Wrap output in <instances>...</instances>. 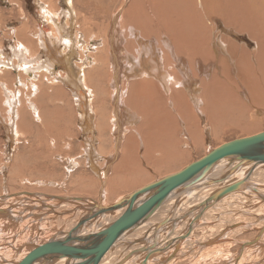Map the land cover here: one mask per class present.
Here are the masks:
<instances>
[{
    "label": "bare ground",
    "instance_id": "6f19581e",
    "mask_svg": "<svg viewBox=\"0 0 264 264\" xmlns=\"http://www.w3.org/2000/svg\"><path fill=\"white\" fill-rule=\"evenodd\" d=\"M38 1L35 3L38 5L35 8V9H37V16H38V17H36V18H38V20H36V21L40 22V24L38 23L39 24L38 29L40 30V35L38 33L37 42H38L40 48H42V50H43V52H42L43 55L45 53V56H40V54H42V53H40L39 55L32 54L33 56L32 55L30 56V50H28V46L26 48L24 45H21L20 43H17L14 47H10L8 54L5 53L4 50L2 49L3 47L0 46V74L2 72H4L5 70L6 71L7 70H11V71L14 70L15 72L23 73L24 75H26L25 78H28V81H31V83L29 82L30 87L32 89V92H30L31 96H32V93H33V95L36 93V97H37V92H39V89H41V88H38V87H40V85L38 86V84L35 83L36 82L35 80H36V78L39 77L38 75H41L39 73H44L45 75H47L45 77L46 82H50V83L52 82L53 85H54V83L58 84L57 82L63 83L61 80L62 76H63V72H62V70L60 71V69H59L60 65H59V68L57 67L58 64L61 63V64L65 65V67H66V65L71 64L70 59L73 60V59H75L76 55L78 56V59L75 61L76 66L73 63V65L77 68V70H76L77 72L76 71L75 72L78 73L77 74L78 81H75L76 80L74 77L75 75L74 76L71 75V73L74 71L73 69H75V68H72L73 71L71 73H69L70 69L65 68V71H67V72L69 71L68 73L70 74L69 75L68 73H66L67 75H69V78H70L67 83L70 82L71 85L75 86V88H76V89L73 88L75 90L74 91L71 90V91L73 92V96H75V98H76V106H78V111H79L78 116L80 118L79 124H81L80 125V129H81L80 131L83 132L85 134V136L87 135V138L85 140L86 142H83V144L81 145V148H82L81 149V155L84 156L83 159H84V162L86 163L87 167H89L99 178H101L102 174L103 175L106 174V171L102 173L100 171V169L98 168L99 166H97L98 163H100V161L102 160L101 156H103V155L101 154V152H95V150H93V148L90 146V141L91 142L95 141V139L93 138V136H94L93 135V129H94V125H95V126H97V134H98V140H99L98 144L102 145L104 143V140L100 141V139L103 136L102 133L105 131L106 128L103 127V129H102V126H100L98 123L94 124L93 116L96 117L98 110H97V107H95V109H94L92 105L96 104V102H97V97H96L97 93L96 92H97V89L98 90L100 89L99 86L95 85L94 82H92L95 79H96V81H99L98 75H94V73L99 74V75L101 74V75L106 77V78H104V85H106V89H108L107 91H109L111 89V87H109V85L112 86V88L114 89V92H112V93L109 91L110 92L109 95L111 96V98H113L115 100V102L113 100L111 102L112 106H113V112L111 110L112 116L110 119L111 120V122H110L111 128L109 125L107 126V128L110 131L112 129V132H111L112 134H114L115 136H119V133L122 131L120 124L123 120H125V125H128L127 126L128 134L126 136L122 135V137H125V139H127V142L134 141V143H135V140H136L135 136L136 135L134 133L138 134V131H139V134H140V129H141V131H142L141 136H142V139H144V140H142V139L141 140H142V142L143 141L147 142L146 141L147 137H145V135H144L143 127L141 126V128H139V129L134 127V124H135V126L137 124V120H139L141 117H143L144 122L146 124H149V127L151 126L153 128L154 125L158 122L159 128L156 129L154 131V133L159 134L161 139L164 138L166 140L165 142H166L167 147L166 148L164 147L166 150L169 148V146L173 147V149L176 146V150L175 149L174 150L176 151L177 154L182 152V151H180L181 148L184 150H187L190 143H191L190 144L191 146H193V145L195 146L197 144L196 140L199 137V134L201 136V132H202L200 124H201V121L204 120L203 117L206 118L208 125H211V115H213V114L210 115V113L208 112V104H209L208 101H212V103H215L216 106L219 103V106L221 104V105H223V107H225L226 102L232 103L233 100H235V99L237 100L238 103H239V101H245V100L239 99V98L242 99V97L244 99L243 95L251 96L250 98H253L254 96H257V95H258L257 97H259V95L261 96V92H263V90H264V88H262V85H261V83L264 82V80L262 81V79L264 78L263 77V75H264V0H168L169 3L165 6L162 5L163 2L161 0H158L159 7H162V8L160 9L159 7H156L158 9L157 10L155 9L156 10L155 11V17L157 19V26L159 27V29L164 30V32L169 36V38L172 40V42L171 43H163L161 41L160 36L157 34V31L160 32L159 29L157 31L154 29L153 22L151 19L152 16L150 18L149 15L147 14L149 12L153 13V10H149L150 8L148 9V7H146L147 12L145 14H147V15H145L143 20H141V21H139L140 19L138 20L136 18L135 21L133 22L132 21L133 15L129 14V17L127 15V18H130V23L128 25V29H129V32L131 33V36H132V38H129V40L131 39L129 42L131 43V45L133 47H130L128 39H127V37H125L126 38L125 39L126 47H124L125 49L119 45H114V46L110 45L109 47L108 46H101V45L105 44V41H106L105 35L102 38H101L102 35H100L97 40H95L96 39L95 37L91 36V37H88L87 42L83 41L82 35H80V32L78 30H76L78 27L76 24V18L74 19V16L77 17L76 16L77 13H76V11H74L73 4L71 2L72 0H65V3L67 4L68 7L66 8L65 11L62 10L57 15L53 12V10H51L49 8V6H52L53 3L51 4V2H50L49 6H46L45 4H43L42 0H38ZM166 2H165V4H166ZM133 3H134V0H133ZM47 4H48V2H47ZM160 5H162V6H160ZM149 6H151L150 3H149ZM139 8H141V7L139 6ZM152 9H154V8L152 7ZM130 10L132 11L133 9L131 8ZM73 12H75V13L73 14ZM139 12H137V13L139 14ZM160 13H162L166 18L164 22L161 20L159 21ZM122 14H124V13H122ZM125 14H127V13H125ZM166 16H168V17H166ZM73 20H75V23H71V21L73 22ZM190 21H192L193 26L194 25H196V26L192 27L188 33L186 32V34H184L185 32L183 33V31H182L183 29L180 27L184 26V25H188V24L190 25V23H189ZM179 22H182V24L179 25L180 24ZM201 22H202L203 27L205 29H207L206 32H203V30L201 29ZM43 23L44 24H51V26L54 28V30L50 31L49 33H43L41 30V24H43ZM198 23H200V24H198ZM164 24H167L170 26L169 27L163 26ZM197 25H198V28H197ZM95 27H96V25H95ZM184 27L187 28L186 26H184ZM210 27H212V28H210ZM216 27L221 28L223 35L222 34L217 35L218 32L217 33L215 32L216 35L213 34L214 36H212L211 39H208V36L209 37L211 36L213 29ZM25 28L26 27H24L23 30ZM71 28H74V29L72 30ZM189 28H190V26H188V29ZM184 31H186V30H184ZM14 33H15V31H14ZM125 33H126L125 36H128V32L126 31ZM91 35H92V33H91ZM235 36H236V38H239L241 40L243 38H245L247 43L243 44V45H239V44L233 42L230 39V37H235ZM18 37L20 38V36H18ZM18 37L14 38V40L15 39L18 40ZM99 39H101V43L97 42V41H99ZM185 39L187 41H185ZM119 40H121V39H119ZM120 42H123V40ZM252 42L254 44V49L250 50L249 49V43L252 44ZM22 43H24V42H22ZM105 47H106V49H105ZM99 48L105 49V51H103L101 49L102 52H105L104 53L105 58L102 60H99V58H97V56L92 55V54H95V51L99 52L98 51ZM37 49L38 48H35L36 51H37ZM76 52H77V54H76ZM35 53H37V52H35ZM100 55L101 54H99V56ZM27 56H30V57H27ZM70 67H73V66L71 65ZM102 70H104V71H102ZM210 70H212V71L210 72ZM21 73L19 74V76L22 75V77H23V74H21ZM37 73H38V75H36ZM66 74H65V76H66ZM12 76H14V75H12ZM2 77L3 76L1 75L0 78H2ZM12 79H14V78H12ZM21 79H18V85L24 86V84L26 83L25 81H27V79H25V81H24L25 83L23 82L24 84L22 83ZM90 79H93V80L91 81ZM122 79H124L125 82H122L121 81ZM1 80L2 79H0V81ZM195 80L199 81V85H198V87H196L197 89L194 87V86H196ZM41 82H42V80H41ZM41 82H39V83H41ZM120 82L124 83V85L120 84ZM96 84H98V83L96 82ZM0 85L2 86V88L4 90V82H2ZM47 85H50V84H47ZM192 85H193V87H192ZM119 86H121V88L122 87L124 88V86H125L124 89L122 88L123 89L122 93H119L121 91V88ZM189 87H192V90H188ZM8 88H9V86H8ZM47 88H48V86H47ZM19 89H20V87H19ZM29 89H28V91H30ZM128 92H132V94L129 93V97H130V99H132L130 104H127L124 101V96H125V94L128 95ZM207 92L209 93V95ZM28 93H25V94H28ZM4 94H5V102L4 103L7 104L5 107H8L9 110L7 108L6 109H7L8 113H11V119H12V115L14 114V109H15V108L13 109L11 107V106H13L12 102H14V103L19 102V100H18L19 96L17 95L18 93L16 94L15 92H14V95H12V93L8 92V90L5 91ZM23 94H24V92H23ZM198 94H200L201 96L200 95L198 96ZM48 95H49V92H48ZM224 95H225V97H224ZM39 96H40V94H39ZM61 96H62V94H61ZM208 96L211 98H209ZM218 96H220V98H221V96L224 97L225 98V99L223 98L224 101H222V98L220 101L215 99ZM263 97H264V95H263ZM38 98H40V97H38ZM38 98H36V100ZM254 98H256V97H254ZM245 99L247 102L250 100L249 98H246V97H245ZM36 100L34 102H36ZM68 100H67V102H68ZM259 100H262V99H255L253 101L251 99V101H249V103H250L249 105L246 106L244 104L245 111L247 113H250V115H253V114L257 115L260 112H264V106H262V102ZM263 100H264V98H263ZM33 101H31V100L28 101L27 102L28 104H26V105L31 109V112H33V114H36L37 109H36L34 103H32ZM141 101L146 106L144 105V107L141 108ZM91 103H92V105H91ZM241 103L239 105H241ZM263 104H264V102H263ZM16 105L17 104H15V106ZM19 105H20V103H19ZM21 105H23V104H21ZM37 106L39 107L40 104ZM241 106H243V105H241ZM241 106H239L238 109H240V111L241 110L244 111V109H242ZM16 107H18V105ZM42 107H40V108H42ZM224 109L225 108H223L222 110L224 111ZM211 110H212V108H211ZM230 110H231V108H230ZM20 111H22V110H20ZM7 112L4 113L5 115H2V113L0 112V116H2V118L0 117V123H2V120H4V123L7 124L6 129L8 130V128H9V131H8L10 133V134H8V136L10 137L9 139L14 140L15 137L17 136L18 132L21 131V130L18 131L20 129V127L18 128L15 125L20 123L19 121H20V118H22V117H19V119L15 118V119L19 120L18 121L19 123L17 122L15 124H11L10 119H9L10 118L9 114ZM17 113L18 112H16V114ZM222 113L220 112L219 114H222ZM36 115H35V118L36 117L39 118V116H40V119L44 118V117L41 118V115H39V112H38V116H36ZM14 117H15V115H14ZM17 117H18V114H17ZM99 117H100V115H99ZM101 117L103 118L102 114H101ZM155 117H157L158 120L154 119ZM255 117H257V116H255ZM95 120H97V117ZM160 121L165 123L168 126L167 129H173V130H164L163 129L164 125L163 124L160 125ZM249 123H250V121H249ZM20 125H21V123L19 124V126ZM171 125H172V127H171ZM253 125H254V123L252 124V126ZM13 126H14V128H13ZM104 126H105V123H104ZM208 128H209V126H208ZM244 128H246V126ZM108 129H107V132H108ZM154 129H155V127H154ZM158 130H159V133H158ZM241 131H242V129H241ZM29 133H30V131H29ZM29 133H27V134H29ZM260 133H262V132H259V133L253 134V135H249V136H245L243 138H249V137L258 135ZM19 134H21V132ZM146 134H147V132H146ZM22 137L23 136L20 135V138H22ZM179 137H180V141H178V143H177V139ZM239 139H241V138H239ZM117 140L118 139H116V141ZM235 140H237V139H235ZM136 143H138V142H136ZM226 143H228V142H225L223 144H226ZM129 144H131V143H129ZM129 144H127L126 146L129 147ZM223 144H221V145H223ZM117 145H118V143H116L115 147H117ZM123 145H125V144H123ZM221 145H219V146H221ZM179 146H180V148H179ZM219 146H217V147H219ZM131 147H129L128 150L127 149L123 150V148L121 146V153H124V156H122L119 160V163L117 165H115L116 168L118 166H120L116 171V175L121 173L122 162L123 163L124 162L132 163V162H130V160H131L130 159L131 158V154H130ZM161 147H162V145H161ZM217 147H215V148H217ZM211 150H213V149H209L206 154H208ZM186 152L185 151L183 152L184 155L186 154ZM112 154H114L113 157H115L117 155V153L116 154L112 153ZM132 154L135 155V153H132ZM149 154H150V152L148 153V155ZM156 154L159 155L160 153L159 154L156 153ZM206 154H204V156ZM163 155L166 156V154H163ZM151 157H153V155ZM154 157L158 158L159 156L158 157L154 156ZM72 160H74V159H72ZM144 160H145V158H144ZM166 160H168V159H166ZM197 161L198 160H196L194 162H197ZM136 162H137V160H136ZM153 162H154V160H153ZM153 162H150V163H153ZM194 162H191L190 164H192ZM226 162L228 163V161H222L221 163L217 164L210 171V173L208 175H206V177L204 178V181L202 183H200V185H198V186H204L205 188L196 190L195 189L196 187H195L194 190L189 191V192L182 195L186 199H184L183 202L177 204L178 206H175L174 213L170 218L171 220L173 219L174 223H176V219L180 218V216H183V214H187V213L190 214V210H191L190 208L193 205H195L192 202L195 201L196 204L199 202L203 203L208 199L209 196H211L212 194L217 192V190H219V191L224 190L227 187L234 185L235 179L240 177L239 175H243L247 172H250V167H253L252 165H253L254 161L245 160L244 163L242 164V166L237 171H235L233 173L231 172L230 176L228 178L224 179L221 176L227 174L229 171H231L232 168L235 167V165H237V163H232L230 165L231 167L230 166L227 167L228 164ZM224 163H226V164H224ZM257 163L261 167L262 166L264 167V163H261V162H257ZM190 164H188V165H190ZM75 166H76V163L74 161L70 163V168L75 167ZM106 167L108 170V163H107ZM156 167H157V165H156ZM185 167H183V168H185ZM183 168H181L180 170H182ZM258 169H259V167H258ZM180 170H178V171H180ZM253 170H254V173L257 172V171H255V169H253ZM253 170H252V172H253ZM178 171H176V172H178ZM252 172H250V174ZM257 173H259V172H257ZM261 173H263V171ZM171 174H174V173H171ZM171 174H169V175H171ZM263 174H260V176ZM257 175L256 176L259 179V174H257ZM166 176H168V175H166ZM163 177H165V176H163ZM243 177H246V176H243ZM220 179H222L221 180L222 183H220L218 185L209 186V187L205 186V184H207L209 181H216V180H220ZM247 179H249V178H247ZM253 179H255V178H253ZM239 181H240V178H239L238 182ZM152 182H155V181H152ZM152 182L132 191L131 193H128L124 196H121L118 199H115L113 203L115 204L122 197H125V196L132 194V193H135V192L141 190L142 188H144L145 186L151 184ZM240 182H242V181H240ZM236 183H237V181H236ZM103 184H104V182H100V185H103ZM235 185H237V184H235ZM247 186L249 187L248 184H247ZM256 186H258V185H256ZM107 187L110 188L111 191L119 190V188L116 185L111 184L110 181H109ZM129 187H125V188H129ZM248 187H247V189H248ZM101 188H103V186H101ZM250 188H251V186H250ZM250 188H249V191H250ZM205 190L207 191V193L203 195V192ZM263 190L264 189H262L261 191H263ZM249 191H248V193H249ZM255 191H257V190H255ZM255 191H254V193H255ZM244 192H246V191H244ZM101 193H103V192H101ZM254 193H252V195ZM259 193L262 194V192H259ZM29 194H30L29 192L22 191L18 195H14L13 197L11 194H7V193L1 195L2 197H0V218L2 219L5 217L8 220H14L13 222L19 221L20 220L19 219V213L16 214V210L18 209L20 212H23L24 210H22V206L24 204L19 205V208H15V206H16L15 202L17 199H19V200L20 199H22V200L27 199L26 197H29L28 196ZM229 194H231V193L226 194L224 197L228 196ZM55 197L57 198L56 201H58V203H60L59 204L60 206L62 203H65L64 204L65 206L67 203L68 204L69 203H75L73 201V198H75V199L81 198L78 196L77 197H72V196L71 197H64V196H56V195H55ZM233 197H235V196H233ZM233 197H232V199H233ZM250 197H252V196H250ZM176 198H177V196L174 197V195H171L170 198L167 199V201H164L162 203V205L156 210L155 213H153V215L149 216L147 219L140 222L130 232L125 233L123 235H119L118 238L113 242L112 245L107 247L103 251V253L99 254L95 258V259H97L96 264H140L145 259H147L146 264H184V260H185L184 258L185 257H183V256L185 254L188 255L189 252H190V254H192L193 252H191V251H194L195 248H197V247L198 248L201 247L202 243H204V241H206L207 239H210L212 241H210L208 243H204L203 246L206 245L205 248H208L207 250H211V249H214L215 245H217V244H219V242H221V240H222L221 238L226 239V238H228V236L231 238L233 235H235L234 233L232 236H230V234L225 235L226 230L222 231L223 227L225 229V225L221 224L222 226L223 225L224 226L223 227L219 226V228H221V229H219V228L216 229L217 227L214 225H217V224H215L214 222H212V223H214L213 226L216 227L215 228L216 230L215 231L212 230V231H214V233L209 231V226L211 227V224H209V223L212 221V219H211L212 216L209 218V220H211V221L207 222V221H205V218H204L206 216L205 214H207L206 212L208 211L209 208H214V209L217 208L218 204L220 205V203H219L221 201L220 200V201H216L217 203L213 204V206L211 204H209V205L207 204V207L204 209V211L199 210V213L201 211V214H200L201 216L198 218L196 223L193 225L192 230L186 235L187 237L185 236L179 243L175 244L172 248H168L167 245L165 246V241L162 242L163 237L166 235L164 232L163 233L165 235L159 234L157 236L158 233H160L164 230V227H162L161 229H158L155 233H152V235L155 234V240H156V243H154L152 245L153 247L150 250V252H153V253H149V256L147 257L149 250L148 251L143 250L142 252H138V253H137V251L134 252L135 248H139L140 245H138L137 247L130 246L131 243L134 240H137L140 238L142 241V237H138L139 235H141L140 233H143V232L145 233L147 231V229L152 224L157 223V221L161 219L160 216L162 214L160 212L164 211V207L168 208L170 206L169 209H167V210H168V212L172 211L173 210V207H172L173 203L177 202ZM223 199H225V198H223ZM232 199L230 200V202L232 201ZM236 199H237V197H236ZM241 199H243V198H241ZM262 199H259V200H262ZM49 200H50V203H52L51 199H49ZM92 201L93 200H91L90 202L87 201L86 204L83 205V209H82L83 212H81L82 211L81 209H80V211H73V210H78V209H73L71 211L72 213L70 212V214H68V216L69 215L72 216V219L75 220L74 222H71V224H70L69 219L71 217L65 218V219H68V221H69L68 227H70V228L69 229L67 228L68 230L64 229V230H67L66 232H69L68 235L67 234H66L67 236L64 235V236H66V238H64V236H62V239L58 238L57 237L58 235H57L55 238H58V239L56 241H52L49 244L50 246L48 245L49 246L48 251H45L42 255H53L54 253H58V251L60 249H58L55 245H59L60 241H62V244L65 245V247L62 249V252H67L69 250L80 248V246H82L81 244L83 242H77L76 238L85 237V236L91 235L93 233L99 232L102 230L101 229L102 227L107 228L112 222H114L123 213V210L116 211V212L104 215V216H102L98 219H95L93 221H90L87 223L85 222L82 234L79 237L78 233H75L76 230L78 231V229L76 227L78 226L79 222H81L83 220V218L88 219V216H89L88 212H90L89 211L90 207L93 206ZM244 201H246V200H244ZM235 202H236V200H235ZM257 202H259V201L257 200ZM13 203H15V204H13ZM19 203L17 202V204H19ZM21 203H23V202L21 201ZM96 203L98 204V202H96ZM223 203H224V201H223ZM225 203H227V202H225ZM240 203H242L241 200H240ZM263 203H261V204L263 205ZM43 204H45V203H43ZM99 205L101 207H105V208L108 206V205H106V203H102V204L100 203ZM236 205H238V204H236ZM243 205H245V204H243ZM258 205L260 206V202ZM30 206L31 205H29L28 207H30ZM60 206H58V207H60ZM226 206H228V205H226ZM52 207H53V205H52ZM67 207H65V208H67ZM181 207H183L184 210L183 209H182V211L179 210V208H181ZM221 207H224V206H221ZM261 207H259V208H261ZM70 208H72V204L70 205ZM230 208H231V206H230ZM54 209H56V208H54ZM226 209H228V208H226ZM237 209H240V208H237ZM237 209H236V211H237ZM248 209H250V207ZM255 209L258 212L260 211L257 208H255ZM65 211H67V210H65ZM69 211H67V213H69ZM86 211H88V212H86ZM230 211H232V210H230ZM257 211H255L257 213L255 215H258ZM196 212L198 213V211H196ZM196 212L192 213L190 216L188 215L189 216L188 220L180 222V223H176L172 226V228H174V229L171 233V238L169 239V242L174 243V241L176 239H178L179 237L184 235V234L183 235H181V234L185 230L188 229V226H189L188 224L196 216ZM210 212H211V210H210ZM214 212L215 211H213V213ZM216 212L214 213V215L216 214V216H218L219 214ZM250 212H252V211H250ZM67 213H66V215H67ZM159 213L161 214L160 216H159ZM211 213H208V215L209 214L211 215ZM226 214H227V212H226ZM249 214H251V213H249ZM28 215H30V214H28ZM236 215H235V217H236ZM240 215H241V213H240ZM40 216H41V214H40ZM230 216H232V215H230V213H228V215H226V219L229 220L231 218ZM256 217H253V218H256ZM53 218H54V216H53ZM244 218H246V217H244ZM58 219L59 218H57V220ZM202 219H204V220L201 221ZM207 219H208V217L206 216V220ZM215 219L213 221H215ZM50 220H51V218H50ZM217 220L219 223L220 220L219 219H217ZM49 221H48V224H49ZM62 221H63L62 223H64L65 220H62ZM231 221L232 220H230V222ZM234 221H232V222L234 223ZM244 221L245 220L243 219V222ZM57 222L59 223L60 219ZM200 222H202V223L197 226V224H199ZM54 223H55V220H54ZM66 223L67 222H65V224ZM222 223H224V222H222ZM60 224H61V222H60ZM232 225L234 227V224H232ZM237 225H238V223H237ZM239 225H242V224H239ZM14 226H16V225L14 224ZM55 226H56V223H55L54 227ZM226 226H228V225L226 224ZM214 227H211V228H214ZM243 227L240 226V228H243ZM53 228H51V229L54 230L55 228L54 229ZM234 228L236 229V227H234ZM48 229H47V231H48ZM227 229H229V228H227ZM233 229H231V230H233ZM258 229H261L260 232H258L259 231ZM61 230H63V229H61ZM64 230L61 232H64ZM255 230H257V232H258V233H256V234H258L257 237L253 240H250V241H247L244 243L241 242L239 247L232 254L229 261L227 263H224V264H239V262H240L239 258H240V256L243 255V252L244 251L247 252L249 248H252L254 246H256V248H258L255 252H257L259 250V247L263 248V251H264V247L260 246L261 241H259L260 239H258L262 236L264 239V224H262V227H260V228H258V227L255 228ZM50 232H52V231L50 230ZM199 232L203 235V237H206V238H202V239H200L199 237L196 238L197 236L195 237V235H196V233L198 234ZM142 236H144V235H142ZM150 237H151V234H150ZM4 239L6 240V238H4ZM187 239H188V241L190 240L189 244L187 242L188 245H186V243H185V241ZM231 239H229V240H231ZM152 241L153 240H150V239L147 240L148 243H152ZM217 241H219V242L217 243ZM226 241H227V239H226ZM262 241H264V240H262ZM182 243H184L187 247L182 245ZM181 245L183 247H181L182 249L180 250L179 247ZM193 247H194V249L190 251L189 248H193ZM227 247H228V245H227ZM9 248H10V246H9ZM161 250H163V251H161ZM197 250L198 249H196V251ZM260 250H262V249H260ZM201 251H203V248ZM255 252L253 251V253H255ZM259 252H261V251H259ZM19 253L20 252H18L17 255ZM40 253H42L41 250H40ZM179 253H181V257L178 258ZM6 254L7 253H5V255ZM190 254H189V256H190ZM200 254H201V256L203 255L202 252H200ZM5 255H4V257H5ZM198 255H199V253H198ZM230 255L231 254H229V256ZM249 255H250V253H249ZM192 256H194V255L192 254ZM31 257H27V258L29 259ZM247 257H249V256L247 255ZM247 257H245V258H247ZM13 258H11V256H10L7 259H5V258L0 259V264H25L26 263L25 261L24 262L22 261L23 258L21 260H19L20 257H18V258L16 257L15 259H13ZM174 258H176V259H174ZM190 258H192V257H190ZM260 258H261V256L258 259H260ZM136 259H137V262H136ZM38 260L36 261V263H31V264H74L73 262L67 261L66 259H63V258H61L60 261L54 260L53 262H48V260H47V261H44L43 263L40 261V259H38ZM51 260H53V259H51ZM172 260H175V261H172ZM193 260H194V258H193ZM200 260H202V259H200ZM246 260L247 259H245V262H247ZM253 260H254V258H253ZM253 260L252 261L250 260L251 264L253 262H254L253 264L256 263V261L255 260L253 261ZM199 262L200 261H194L191 264H193V263L199 264ZM245 262H244V264H245ZM248 263H249V260H248L247 264Z\"/></svg>",
    "mask_w": 264,
    "mask_h": 264
},
{
    "label": "rangeland",
    "instance_id": "374dc122",
    "mask_svg": "<svg viewBox=\"0 0 264 264\" xmlns=\"http://www.w3.org/2000/svg\"><path fill=\"white\" fill-rule=\"evenodd\" d=\"M37 1L38 0H0V46L3 47L2 49L4 50L5 53L8 54L10 47H14L17 43L24 45L26 48L28 46V50H30V56L32 54L39 55L40 53L43 52L42 48H40V46L37 42L38 33L40 35V30L38 29L40 22L36 21V20H38V18H36V17H38L37 16V9H35L36 6H38L37 4H35ZM161 1L163 2L162 3L163 6H165L169 3L168 0H165V1L161 0ZM42 2L46 6H49L50 2H51V4L53 3L54 6L53 5L49 6V8L51 10H53V12L56 15L59 14L62 10L65 11L66 8L68 7L67 4L65 3V0H42ZM47 2H48V4H47ZM71 2L73 4L74 11H76V13H77V15H76L77 17L74 16V19L76 18V24L78 27L76 30H78L80 32V35H82L83 41H85V42H87L88 37L92 36V37L96 38L95 40H97L100 35H102L101 38L104 37V35H105L106 36L105 44L101 45V46H108L109 47L110 45H112V46L119 45L122 48L126 47V44H125L126 38L125 37H127L128 42L131 40V39L129 40V38H132L131 33L129 32V29H128V25L130 23V18H127V15L129 17V14L133 15V17H134V18L132 17L133 22L135 21L136 18L138 20L140 19L139 21L143 20L144 16L148 14L150 18L152 16L151 19L153 22L154 29L156 31L159 29V27L157 26V19L155 17V11L158 9L156 7H159L158 0H134V3H133V0H72ZM165 2H166V4H165ZM149 3L151 6H149ZM130 5L131 6L133 5V6L131 7ZM162 5H160V6H162ZM139 6L141 8H139ZM146 7H148V9L150 8L149 10H153V13L149 12V13L145 14L147 12ZM152 7L154 9H152ZM131 8L135 12L133 10L131 11L130 10ZM159 8L161 9L162 7H159ZM137 12H139V14ZM74 13L75 12H73V14ZM122 13H124V14H122ZM125 13H127V14H125ZM166 17H168V16H166ZM165 19H166L165 16L162 13H160L159 21L161 20L164 22ZM71 23H75V20H73V22L71 21ZM179 23H180L179 25L182 24V22H179ZM189 23H190V25L188 23H187L188 25H184L187 28H185L184 26L180 27L183 29L182 30L183 33L185 32L184 34H186V32L188 33L192 27L196 26V25L193 26L192 21H190ZM198 24H200V23H198ZM95 25H96V27H95ZM163 26L169 27L170 25L164 24ZM188 26H190L189 29H188ZM24 27H26V28L23 30ZM202 27H203V25L201 22V29L203 30V32H206L207 29H205L204 27L202 28ZM197 28H198V25H197ZM210 28H212V27H210ZM71 29L73 30L74 28H71ZM41 30L43 33H49L50 31L54 30V28L51 26V24H44L43 23V24H41ZM125 30L128 32V36H125V34H126ZM184 30H186V31H184ZM14 31H15V33H14ZM159 31L160 32L157 31V34L160 36V39L163 43H171L172 42V40L164 32L163 29H159ZM215 32L216 33L218 32L217 35L218 34L223 35L221 28L216 27L213 29L211 36L210 37L208 36V39H211L212 36L216 35ZM91 33H92V35H91ZM18 36H20V38ZM16 37H18L19 41L17 39L14 40V38H16ZM119 39H121V40H119ZM230 39L239 45H243V44L247 43L245 38H243L241 40L239 38H236V36H235V37H230ZM122 40L124 43L120 42ZM185 41H187V40L185 39ZM22 42H24V43H22ZM97 42L101 43V39H99V41H97ZM129 44H130V47H133L130 42H129ZM35 48H38L37 51L35 50ZM101 49L103 51H105L106 47H105V49L99 48V50H98L99 52L95 51V54H92V55L97 56V58H99V60H102L105 58V54H104L105 52H102ZM249 49L250 50L254 49L253 42H252V44L249 43ZM35 52H37V53H35ZM76 54H77V52H76ZM99 54H101V55L99 56ZM30 56H27V57H30ZM40 56H45V53H44V55H43V53L40 54ZM77 59H78V56L76 55L75 59H73V60L70 59L71 64L66 65V67H65V65H63L61 63L58 64V68L60 65L59 69H60V71L62 70V72H63V76L61 79L63 83L57 82L58 84L54 83V85H53L52 82L51 83L46 82L45 77L47 75H45L44 73H39L41 75H38V73H37L36 75H38L39 77L37 76L38 78H36V80H35L36 82L35 81L34 82L36 84H38V86L40 85V87H38V88H41V89H39V92H37V97H36V93L34 95L32 93V96H31V93H30V92H32V89L30 87L31 81H28V78H25L26 75H24L23 73H21V72L18 73V72H15L14 70H12V71L11 70H7V71L5 70L6 72L4 71L0 74V77H1V75L4 77V78L3 77L0 78V79H2L0 82L1 83L4 82V90L5 91L8 90V92H11L12 95H14V92L16 94L18 93L17 95L19 96V97L17 96L19 102H17V103L12 102L13 106H11V107L13 109L14 108L15 109H14V114L12 115V119H11V113L7 112L8 107H5L7 104L4 103L5 102V94H4L5 91L3 90L2 86L0 85V89L2 88L0 90V103H1L0 104V112L2 113V115H5L4 114L5 112H7L9 114V117H10L9 119H10L11 124L17 123L19 121L17 119H19V117H22V118H20V121H19L21 123V125L19 126V124H20L19 122H18L19 124L15 125L18 128L20 127V129L18 131L21 130L20 131L21 134H19L20 132H18V134L14 140L9 139L10 138L8 136V134H10L8 132L9 128H8V130L6 129L7 124L4 123V120H2V123H0V197H2L1 195L5 194V193L11 194L13 197L14 195H18L22 191H26V192H29L30 194H33V195L35 194V198H36L35 199L34 197L29 196V197H26L27 199H25V200L17 199L15 202L16 204L13 203L16 205V206L14 205L15 208H19V205L24 204L22 206V210H24L23 212H20L18 209L16 210V214L19 213V219H20L19 221L13 222L14 220H8L5 217L2 219L0 218V255L2 254L0 256L1 257L0 259H3V258L7 259L8 257L11 256V258L14 257L13 259H15L16 257L17 258L20 257L19 260H21L23 258L22 261L27 262L29 259L33 258L34 255L39 256V255H42L45 251H48V248L50 246L49 244L52 241H56L58 238L62 239V236L66 235V234L68 235L69 232H66V231L70 228V227H68L69 221H68V219H65V218L71 217L69 219L70 224H71V222H74L75 220L72 219V216H70V215L68 216V214H70V212L73 209H78V210H73V211H80V208H76V207L73 208L74 205H72V208H70V205L74 204V203H69V204L67 203L66 206L64 205L65 203H62L60 206L59 205L60 203H58V201H56V200H51V202L53 203L52 204V203H50V200L48 199L49 197H55V195L56 196H64V197H71V196L77 197L78 196V197L85 198V199L87 198L89 200L91 199L93 201L98 202V204L106 203V205H111V204H113L115 199H118L121 196H124L128 193H131L132 191H134V190H136V189H138V188H140V187H142V186H144V185H146L152 181H156V180L162 178L163 176L169 175L171 173H175L176 171L180 170L181 168L185 167L186 165L190 164L191 162L199 160L201 157L204 156V154L207 153V151L209 149H214L215 147H217V146H219L225 142H229V141H232L235 139L243 138L245 136L253 135V134L264 131V112H260L257 115H254V114L250 115V113H247L245 111V107H244V104L246 106L250 104L249 101H251V99H252V101L255 99H262L259 101H261L262 106H264V104H263V102H264V100H263L264 90H263V92H261V96L260 95H259V97H257L258 95L254 96V97H256V98L253 97L254 99L250 98L251 96H245V95H243L244 99H243V97H242V99L239 98L240 100H245V101H246L245 97L249 98L250 100L248 102L247 101L246 102L245 101H239V103H238L237 100L235 99V100H233L232 103L226 102L225 107H223V105H221V104L219 106V103L216 106L215 103H212V101H208L209 102L208 112L210 113V115L213 114V115H211V125H208L206 118L203 117L204 120H202V121L200 120L201 121L200 127H201L202 132H201V136L199 134V137L196 140L197 144L195 146L194 145L191 146L190 145L191 143H190L187 150H184L181 148L180 149V151H182V152H180L181 154L176 153V151H175L176 146L174 148L175 150L173 149V147H170V146L166 150L165 149L167 147L166 142H165L166 140L164 138L161 139L159 134L154 133V131L159 128L158 122L154 125V127H155V129H154V127L153 128L151 126L149 127V124H146L144 122L143 117H141L139 120H137V124H136V126L134 124V127L137 129L141 128V126L143 127L144 135H145V137H147V139H146L147 142H145V141L142 142V140H144V139H142V136H141V132H142L141 129H140V134L138 131L139 135L134 133L136 135L135 136V139H136L135 143H134V141H132L133 143L127 142V139H125V137H122V135L126 136L128 134V130H127L128 125H125V120H123L120 124L122 131L119 133V136H115L114 134L111 133L112 129L110 131L107 128L108 125L109 126L111 125V123H110L111 122L110 119L112 116L111 110L113 112V106H112L111 102H112V100L115 102V100L113 98H111V96L109 94H110V92L111 93L114 92V89L112 88V86L109 85V87H111V89L109 90L110 92L107 91L108 89H106V85H104V78H106V77L101 75V74L99 75V74L94 73V75H98L99 81H96V79L94 81H92L93 79H90V80L92 82H94L95 85L99 86V88L101 89V90L97 89V92H96L97 95L95 94L97 97L96 104L92 105V103H91L93 108L95 109V107H97V110H98V113L96 114L97 120H95L96 117L93 116L94 124L98 123L100 126H102V129H103V127L106 128L105 131L102 133L103 136L100 139V141L104 140V143L102 145L98 144L99 140H98V134H97V126H95V125H94V129H93V135H94L93 138L95 139V141L94 142L90 141V146L93 148V150H95V152H101V154L103 155V156H101L102 160L100 159L101 161H100V163H98L97 166H99L98 168L100 169V171L102 173L106 171V174L103 175L101 173L102 174L101 178H99L89 167H87V165L83 159L84 156L81 155V149H82L81 145L83 144V142H86L85 140L87 138V135L85 136V134L80 131L81 130L80 129L81 124H79L80 118L78 116L79 115L78 106H76V98H75V96H73V92L71 91V90L74 91L76 88H75V86H72L70 82L67 83L68 80L70 79L69 73H71L73 70L74 71L71 73V75L72 76L75 75L74 76L76 79L75 81H78V77H77L78 73H76L77 68L75 67L76 66L75 61ZM73 63L75 66L73 65ZM71 65L73 67H70ZM65 68L70 69L69 70L70 72L68 71L69 72L68 73L67 71H65ZM72 68H75V69L72 70ZM102 71H104V70H102ZM211 71L212 70H210V72ZM20 73L23 74V77L25 79H27V81H25V79L22 77V75L19 76ZM66 73H68L69 75H67ZM11 74L14 76H12ZM65 74H66V76H65ZM263 77H264V75H263ZM12 78H14V79H12ZM18 79H21L22 83L24 81L26 82V83L24 82L25 84L23 83L24 86L18 85ZM41 80H42V82H41ZM263 80H264V78L262 79V81ZM121 81L125 82L124 79H122ZM39 82H41V83H39ZM96 82L98 84H96ZM122 82H120V84L124 85V83H122ZM47 84H50V85H47ZM195 85H196V86H194L195 88L198 87V85H199L198 80H195ZM261 85H262V88H264V82H262ZM8 86H9V88H8ZM47 86H48V88H47ZM121 86H119V87L121 88ZM19 87L21 90L19 89ZM192 87H193V85H192ZM192 87H189L190 89L188 88V90H192ZM73 88H75V89H73ZM122 88H121V91L119 93H122L125 86L123 89ZM28 89L30 91H28ZM23 92H24V94H23ZM48 92H49V95H48ZM25 93H28V94H25ZM38 93L40 94V96ZM60 93L62 94V96ZM129 93L132 94V92H128V95L125 94L126 97L124 96V101L127 104H130V102L132 101V99H130V97H129ZM199 95L200 94H198V96ZM208 95H209V93H208ZM38 97H40V98H38ZM224 97H225V95H224ZM224 97L221 96L222 101H224L223 100ZM36 98H38V99L36 100ZM209 98H211V97H209ZM221 98H220V96H218L215 99L220 101ZM34 99L36 100V102H34L35 101ZM30 100L31 101L34 100L32 103H34V105L37 109L36 110L37 115L33 114V112H31V109L26 105V104H28L27 102ZM67 100H68V102H67ZM19 103H20V105H19ZM35 103L37 105L40 104V106L38 107ZM240 103L243 106L239 105ZM15 104H17L18 107H16L17 105L15 106ZM21 104H23V105H21ZM144 105L145 104L141 101V108L144 107ZM239 106H241V108L244 109V111L243 110L240 111V109H238ZM40 107H42L43 109ZM211 108H212V110H211ZM223 108H225L224 111L222 110ZM230 108H231V110H230ZM20 110H22V111H20ZM16 112H18L17 113L18 117H17ZM38 112H39V115H41V118L44 117L43 119H40V116H39V118H37V117L35 118V115L38 116ZM220 112L221 113L223 112V113L219 114ZM101 114H102L103 118L101 117ZM14 115H15V117H14ZM99 115H100V117H99ZM255 116H257V117H255ZM0 117L2 118V116H0ZM15 118H17V119H15ZM154 119L158 120L157 117H155ZM249 121H250V123H249ZM104 123H105V126H104ZM253 123H254V125L252 126ZM162 124L164 125L163 126L164 130H173V129H167L168 126L165 123L160 121V125H162ZM208 126H209V128H208ZM245 126H246V128H244ZM171 127H172V125H171ZM13 128H14V126H13ZM110 128H111V126H110ZM107 129H108V132H107ZM241 129H242V131H241ZM29 131H30V133H29ZM146 132H147V134H146ZM27 133H29V134H27ZM158 133H159V130H158ZM20 135L23 137L20 138ZM116 139H118V140L116 141ZM178 141H180V137L177 139V143H178ZM136 142H138L139 144ZM156 142L157 143L159 142V143L157 144ZM116 143H118L117 147H115ZM129 143H131V144H129ZM123 144H125V145H123ZM127 144H129V147H131V146L133 147V148L131 147V149H130V154H131L130 162H132L133 164L129 163V162H124V163L122 162L121 173L116 175V171L120 166H118L116 168L115 165H117L119 163L120 158L122 156H124V153H121V146H122L123 150H126V149L128 150L129 147L126 146ZM161 145H162V147H161ZM179 148H180V146H179ZM184 151L185 152L187 151L185 155L183 153ZM149 152H150V154L148 155ZM112 153H115V154L117 153V155L115 157H113L114 154H112ZM132 153H135V155H133ZM156 153H158V154L160 153V154L157 155ZM163 154H166V156ZM152 155H153V157H151ZM154 156H157V157L159 156V157L156 158ZM71 158L74 160H72ZM144 158H145V160H144ZM166 159H168V160H166ZM136 160H137V162H136ZM153 160H154V162H153ZM73 161L76 163V166L70 168V163ZM150 162H153V163H150ZM107 163H108V170L106 167ZM156 165H157V167H156ZM252 166L254 168L250 167V172H252V170L255 169V171H257L259 173H257V172L254 173V170H253V172L251 174H250V172H247L243 175H239L240 177L236 178L235 183H234V185L238 183V186H237L238 191L235 192L236 195L234 193H231L228 196L223 197L225 199H223V198L220 199L221 201L219 200L220 201L219 203L221 206H224V207H221L218 204V207H217L218 209L217 208H215V209L209 208L208 211L206 212L207 214H205L208 217V219L206 220V216L204 217L205 221H207V222L211 221V220H209V218L211 216L213 218L214 217L216 218V219L214 218L215 221H213L214 219L211 217L212 221L209 224H211V227L216 226L217 228L216 227L211 228L209 226L210 232L214 233V231L216 229H218L219 226H222L221 224H224L225 229H224V227H223L224 225H223L222 231L226 230L225 235L230 234V236H232L233 233L235 235H233L231 237L232 239L227 235L228 236V238H226L227 241H226V239L221 238L223 240L222 241L220 239L222 243L217 241V243L219 242V244H217L218 246L215 245L214 249H211V250H207L208 248H205L206 245L203 246L204 243H208V242L212 241L210 239H207L206 240L207 242L204 241V243H202V246L199 247L200 249L197 247V248H195L194 251H191L194 249V247L189 248L190 251L193 252L192 254L194 256H192V254H190V252H189L190 256L188 253H187L188 255L185 254L183 256V257H185L184 258L185 259L184 264H189V263L191 264L194 261H200L199 264H217V263L218 264H224V263H227L229 261V259L231 258L232 254L239 247L241 242L244 243V242L253 240L257 237L258 234H256V233L260 232L261 229H258L259 231L257 232V230H255V228H257V227L260 228V227H262V224H264V222H263L264 221L263 220L264 219V203H263L264 202V194H263L264 190L261 191L262 189H264V182H263L264 181V179H263L264 178V174H263L264 173V167L263 166L261 167L260 165H258V163L256 164L254 162H253ZM258 167H259V169H258ZM261 170L263 171V173H261L262 172ZM256 173L259 174L260 180L258 179V177H257L258 175ZM260 174H263V175L260 176ZM241 176L242 177L246 176V177H243L244 178L243 179ZM252 177L255 179H253ZM239 178H240V181H242V182H240V181L238 182ZM247 178H249L250 180ZM109 181L111 182V184L116 185L119 188V190L111 191L110 188L107 187ZM236 181H237V183H236ZM100 182H104V184L100 185ZM247 184L249 185V187L247 186ZM256 185H258V186H256ZM101 186H103V188H101ZM250 186L252 189L250 188ZM125 187H129V188H125ZM247 187H248V189H247ZM249 188H250V191H249ZM253 190L254 191L257 190V191H255V193H254ZM244 191H246V192H244ZM248 191L250 194L248 193ZM101 192H103V193H101ZM259 192H262V194ZM206 193H207V191L205 190L203 192V195ZM252 193H254V194L252 195ZM233 196H235V197H233ZM250 196H252V197H250ZM232 197H233V199H232ZM236 197H237V199H236ZM241 198H243V199H241ZM178 199H180V197ZM231 199H232V201L230 202ZM259 199H262V200H259ZM235 200L237 203L235 202ZM240 200L242 203H240ZM244 200H246V201H244ZM257 200L260 202V206L258 205L259 202H257ZM21 201L23 203H21ZM223 201H224V203L227 202L228 204L227 203L224 204ZM17 202L18 203L20 202V203L17 204ZM43 203H45V204H43ZM192 203L196 204L195 201ZM261 203H263V205ZM28 204L31 206L28 207L29 206ZM236 204H238V205H236ZM243 204H245V205H243ZM52 205L56 209H54L52 207ZM226 205H228V206H226ZM58 206H60V207H58ZM64 206L65 207L68 206V207L65 208ZM230 206H231V208H230ZM248 206L250 207V209H248L249 208ZM258 206L259 207L262 206V207L259 208ZM169 207L168 208L164 207V211L160 212L162 215L164 214L163 216L159 213V216L161 215L160 216L161 220H163L167 216L166 215L168 213L167 209H169ZM30 208L31 209L33 208V209L31 210ZM226 208H228V209H226ZM237 208H240V209H237ZM255 208L259 209L262 213L260 211L258 212ZM182 209L184 210L183 207L179 208V210H181V211H182ZM236 209H237V211H236ZM65 210H67V211L70 210V211H69V213H67V211H65ZM210 210L212 213L210 212ZM212 210L215 212L217 211L216 213H218L219 215L218 214H217L218 216H216V214L214 215L215 212L213 213ZM230 210H232V211H230ZM250 211H252V212H250ZM255 211L258 212V215H255V214H257ZM81 212H83V210ZM86 212H88V211H86ZM226 212H227V214H226ZM66 213H67V215H66ZM208 213H211V215L210 214L208 215ZM228 213H230V215H232V216H230L232 219L231 218L229 220L226 219V215H228ZM240 213H241V215H240ZM249 213H251V214H249ZM28 214H30V215H28ZM40 214H41V216H40ZM235 215H236V217H235ZM53 216H54V218H53ZM244 217H246V218H244ZM253 217H256V218H253ZM50 218L52 221L50 220ZM52 218L55 220V223H56L55 227H54L55 223H54V220ZM57 218L60 219L61 224H60V222L59 223L57 222V221H59V219L57 220ZM217 219L220 220L219 223H218ZM243 219L245 220L244 221L245 223L243 222ZM62 220H65L64 223H62L63 222ZM86 220H87V218H83L82 221L86 222ZM203 220L204 219H202L201 221H203ZM230 220H232V221L235 220L238 223V225L235 221H234V223L231 221L232 222L231 223ZM48 221H49V224H48ZM82 221L80 222L81 224L84 223ZM65 222H67V223L65 224ZM212 222H214L217 225L219 224V225L218 226L214 225V223H212ZM222 222H224V223H222ZM201 223L202 222L197 224V226L200 225ZM14 224L16 226H14ZM226 224L228 226H226ZM232 224H234V227H236V229L233 227ZM239 224H242V225H239ZM84 225H85V223H84ZM84 225L80 228L78 226L76 227L78 229V231L76 230L75 233H78L79 237L82 234ZM240 226L241 227L244 226L245 228L244 227L240 228ZM51 228H53L54 230H52ZM227 228H229V229H227ZM47 229H48V231H47ZM59 229L60 230L61 229H63V230L67 229V230H64V232H61L63 230L60 231ZM219 229H221V228H219ZM231 229H233V230H231ZM50 230L52 232H50ZM212 230H214V231H212ZM229 231L230 232L232 231L231 232L232 234ZM169 232L171 233V230ZM145 233L147 234V231ZM145 233L144 232L140 233L141 235L138 236V237H142L141 242L143 244H147L146 240L144 239L146 237ZM164 233L166 234V232H164ZM164 233L162 232L161 234L165 235ZM142 235H144V236H142ZM56 236L58 238H55ZM66 236H64V238H66ZM195 237L196 238L199 237L200 239L206 238V237H203V235L200 232L198 234L196 233ZM4 238H6V240ZM188 239L185 241L186 245H188L190 243V240L188 241ZM229 239H231V240H229ZM258 239H260L259 241H261L260 246L264 247V241H262V240H264L263 236L258 238ZM138 240H141V238ZM187 242H188V244H187ZM182 245L186 246L184 243H182ZM182 245L179 247L180 250L182 249L181 247H183ZM227 245H228V247H227ZM9 246H10V248H9ZM55 246L58 249H60L58 252H62V249L65 247V245L62 244V241H60L59 245H55ZM202 248H203V251H201ZM255 248H256V246L249 248L247 252L244 251L243 255L241 254L242 256H240V258H239V260H240L239 264H242V263L244 264L245 259H247L246 260L247 262L249 260L248 264H251L250 260L252 261L253 258L256 261L255 264H264L263 248L259 247V250L257 252H255V251L258 248H256V249ZM196 249H198V250L196 251ZM260 249H262V250H260ZM40 250L42 251V253H40ZM253 251L255 253H253ZM259 251H261V252H259ZM18 252H20L18 254L19 256L17 255ZM200 252L203 253L202 256H201ZM248 252L250 253V255ZM5 253H7V254L5 255ZM198 253H199V255H198ZM3 254L5 255V257ZM179 254H178V258L181 257V253H179ZM229 254H231V255L229 256ZM247 255L249 257H247ZM260 256H261V258L258 259ZM27 257H31V258L28 259ZM190 257H192V258H190ZM245 257H247V258H245ZM193 258H194V260H193ZM174 259H176V258H174ZM200 259H202V260H200ZM172 261H175V260H172ZM136 262H137V259H136ZM247 262H245V264H247ZM193 264H196V263H193Z\"/></svg>",
    "mask_w": 264,
    "mask_h": 264
},
{
    "label": "water",
    "instance_id": "95a60500",
    "mask_svg": "<svg viewBox=\"0 0 264 264\" xmlns=\"http://www.w3.org/2000/svg\"><path fill=\"white\" fill-rule=\"evenodd\" d=\"M245 160H252L254 161V163H264V132L249 138H241L223 144L211 150L197 162L187 165L185 168L174 174L165 176L155 182H152L151 184L145 186L135 193L122 197L118 202L108 205L106 208L101 207L95 201H92L93 206L90 207V212L86 223L116 211L123 210V213L107 228L102 227V230L99 232L85 237L76 238L77 242H83L80 248L69 250L67 252L54 253L53 255L35 256L29 259L25 264L36 263L38 259H40V261L43 263L46 260H48V262H53L54 260L60 261L61 258L66 259L67 261H71L74 264H96L97 259L95 258L99 254L103 253V251L107 247L112 245L119 235L130 232L140 222L153 215V213H155L156 210L162 205V203L164 201H167V199L170 198L171 195H174V197L177 196V202L173 203V210L168 212L166 214L167 216L163 220L160 219L161 221L159 220L157 221V223L152 224V227L150 226L147 230V234L144 239L146 240V242L149 239L153 240L152 243L147 242V244H143L141 240L137 239L134 240L130 245L135 247L140 245L139 248H135L134 250V252L137 251V253L142 252L143 250H149L147 255L148 257L149 253H153L150 252L151 248L153 247L152 245L156 243L155 234L152 235V233H155L158 229L164 227V230L162 232H166V236L163 237L162 242L165 241V246L167 245L168 248H172L192 230L193 225L201 216V211H204V209L207 207V204L213 205L214 203H216V201H219L226 194L235 193L236 191H238V183L237 185H231L224 190H217V192L209 196L205 202H199L193 205L190 208V214H183V216H180V218L176 219V223L186 221L189 219V216L192 213L198 211V213L196 212V216L188 224V229L181 234L184 235L179 237L174 241V243H172L169 242V239L171 238V233L174 229L172 228V226L176 223H174L173 219L171 220L170 218L174 213L175 206H178L177 204L183 202L184 199H186L182 195L194 190L195 187L196 190L205 188L204 186L198 185H200V183L204 181L206 175H208L210 171L222 161H228V163L226 162L228 164L227 167H229L232 163H237V165H235V167L232 168L230 172L221 176L225 179L230 176L231 172L233 173L237 171L242 166ZM221 180L222 179L209 181L207 184H205V186L209 187L218 185L222 183ZM28 196L35 198V195L33 194H29ZM179 197L180 199L178 200ZM48 199L57 200L56 197H49ZM73 201L75 202L74 204H72L74 205L73 208L76 207L83 209V205H85L87 201L90 202L91 200L85 198H73ZM199 210H201L200 213ZM84 223H80L78 227H82ZM170 230L171 233L169 234L168 232ZM162 232L158 234L156 233L157 236ZM146 263L147 259L143 260L140 264Z\"/></svg>",
    "mask_w": 264,
    "mask_h": 264
},
{
    "label": "crops",
    "instance_id": "0c3cea01",
    "mask_svg": "<svg viewBox=\"0 0 264 264\" xmlns=\"http://www.w3.org/2000/svg\"><path fill=\"white\" fill-rule=\"evenodd\" d=\"M58 67V66H57Z\"/></svg>",
    "mask_w": 264,
    "mask_h": 264
}]
</instances>
